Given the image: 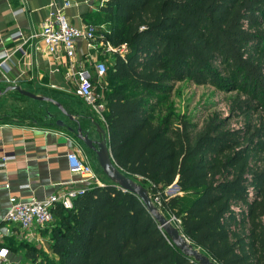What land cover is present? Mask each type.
Returning <instances> with one entry per match:
<instances>
[{"label": "trees", "instance_id": "obj_1", "mask_svg": "<svg viewBox=\"0 0 264 264\" xmlns=\"http://www.w3.org/2000/svg\"><path fill=\"white\" fill-rule=\"evenodd\" d=\"M99 12L88 20L96 33L127 49L98 57L109 63L104 123L114 163L217 264H264V115L249 117L264 110V0H104ZM184 80L238 92L229 111L244 124L231 129L214 114L194 133L170 112L154 116ZM51 211L39 230L49 232L52 255L38 264H198L136 194L112 183ZM16 242L5 247L27 245ZM29 248L36 262L40 250Z\"/></svg>", "mask_w": 264, "mask_h": 264}, {"label": "crops", "instance_id": "obj_2", "mask_svg": "<svg viewBox=\"0 0 264 264\" xmlns=\"http://www.w3.org/2000/svg\"><path fill=\"white\" fill-rule=\"evenodd\" d=\"M51 1L0 0V50L14 43L9 38L11 32L20 29L27 34L39 30L51 9ZM54 2L61 5L62 0ZM103 3L104 0H77L76 4L65 9V14L73 25L81 26L100 15L99 6ZM23 50V55L16 53L7 60L9 70L6 74L0 71V88L17 85L43 95L57 93L76 108L78 104L66 95L71 82L66 78L63 53L58 58L48 55L41 41L28 42ZM102 52L89 50L83 40L76 44V57L87 66L92 63L89 55L98 58L104 55ZM15 94L18 92L9 91L0 97V112L5 101H12ZM20 96L33 102L28 103L30 109L21 107L26 112L22 110L20 115L0 114V162L3 157H12L0 168V247H5L8 241H37L42 237L37 228L23 231L5 220L10 196L21 201L44 199L58 192L89 185L80 175L69 172L67 154L76 152L89 162L90 150L67 128L56 126L53 118L46 117V113L51 112L46 106L47 102ZM51 114L54 115V112ZM84 121L89 123L88 120ZM89 125L86 124V128ZM92 137L97 138V135ZM8 250L9 258H13V250Z\"/></svg>", "mask_w": 264, "mask_h": 264}, {"label": "built area", "instance_id": "obj_3", "mask_svg": "<svg viewBox=\"0 0 264 264\" xmlns=\"http://www.w3.org/2000/svg\"><path fill=\"white\" fill-rule=\"evenodd\" d=\"M77 0H62L61 5L51 1V9L48 12L46 21L37 31L24 33L18 29L9 34V38L14 42L10 47L0 50V71L5 74L9 70L7 60L14 54H24L23 46L28 43L41 41L44 43V51L53 57L58 58L60 53L65 57L66 78L74 86V95L87 104H91L94 90V77L101 79L106 74L104 61L98 60L96 55H89L91 66L84 65V62L76 57V44L79 40L86 42V47L90 50H101L102 53H117L121 57L127 53L124 45L114 46L108 41L103 42V34L96 33L93 23H86L81 26L73 25L65 14V9L76 4ZM12 157H3L0 168ZM69 172L80 175L84 182L92 186H104L98 173L92 165L80 157L76 152L67 154ZM88 185V186H89ZM7 186V185H5ZM87 187L68 189L56 194H52L44 199L32 198L29 201H21L10 196V206L5 214V220L15 224L23 231L41 229L52 221V209L60 204L65 209L72 208L73 200L81 196ZM158 202L159 198L155 197ZM10 252L6 247H0V264H7Z\"/></svg>", "mask_w": 264, "mask_h": 264}, {"label": "rangeland", "instance_id": "obj_4", "mask_svg": "<svg viewBox=\"0 0 264 264\" xmlns=\"http://www.w3.org/2000/svg\"><path fill=\"white\" fill-rule=\"evenodd\" d=\"M99 23H102V21H100ZM109 62L111 63L112 60H109ZM106 65L108 66L109 63ZM93 80H94V90H93L94 99L91 104L85 103L83 100L79 99L78 97L74 95V86L71 83H69L68 91H67L68 94L66 95L74 99L73 102L75 104H78L76 108L70 106L68 101L67 102L64 101L62 99V96L57 95V93H49L48 95H51L52 98L61 102L63 106L69 109L70 113H72L74 116H77L80 119L83 127H86L85 126L86 124H90L88 127H91V128L93 127L90 121L88 123V122H85L84 120H81L83 116H85V118L91 117V119H93L100 126L105 127V123H104V117L106 114V100L105 99H106V96L109 90L108 88L110 85L108 84L106 76H104L101 79L94 78ZM237 95H240V94L236 91L223 92V91L217 90L215 87L211 85H196L189 80L176 82L174 83V87L170 95L167 96L165 100H162L161 102L158 103V107H157L156 112L154 113V116L157 117L158 115H163L165 113L170 112L173 116L178 117V118L179 117L183 118V120L187 121L189 123L191 131L195 133L201 129L204 121L207 118H209L210 116L214 114H217L221 118H225V117L229 118L228 127L231 129H237L240 126H242L245 121L244 116H231L230 115V111H229L230 100L236 97ZM12 96H14L12 97V101H10L11 99L5 101L4 103L5 106L2 107L0 114L20 115L22 113V110L25 111L26 108L30 109V107L28 106V103L32 104L33 103L32 101H28L27 99L22 98L19 94H15ZM243 97L244 96H242V98ZM46 106L49 107L48 108L49 111L54 112V121L55 119L59 118V119L64 120L66 124L72 127H75V125L71 121H69L68 118L65 117L55 106L49 103H47ZM21 107L25 108V110L20 109ZM263 115H264V110L257 108L256 112H252V114H250L249 117L252 123L256 124L258 122V118ZM92 136L94 137L96 136V133L94 131H92L91 133V137ZM90 152H91V157H90L89 162L91 163L93 169L98 173L102 182H104L105 184L111 183L110 180L103 174L100 167L98 166V163L95 158V154L92 151ZM176 191L177 189H174L173 186H170L165 190V194L172 195ZM151 199H152L153 204L156 206L158 212L162 214L165 218H168V219L170 218L171 223L177 227L178 223L175 221L174 217L160 210L159 202L154 201V197L151 196ZM41 235L42 237L37 241L24 240L28 246L26 245L22 247L21 245L20 246L18 245V249L16 251H12L13 258H9L7 264H14V263L15 264H38L42 259L41 257L42 254L51 256L52 255L51 240H50L49 232L47 233V231L44 230L43 232H41ZM30 245L31 246L33 245L37 247L38 250H40L39 252H36L38 255L36 262L29 259L26 255L27 250L30 249L29 248Z\"/></svg>", "mask_w": 264, "mask_h": 264}, {"label": "water", "instance_id": "obj_5", "mask_svg": "<svg viewBox=\"0 0 264 264\" xmlns=\"http://www.w3.org/2000/svg\"><path fill=\"white\" fill-rule=\"evenodd\" d=\"M9 91H16L18 94L28 97L32 100L39 102H47L55 106L69 121L74 123L75 127L69 126L62 119H55L54 124L58 127L67 128L71 133L74 134L75 138L79 140L88 150L95 154L96 161L103 174L110 180L114 185H117L125 191L136 194L139 199L143 202L147 211L157 221L159 227L163 230L169 240L174 246L180 250L186 257L193 259L198 264H217L212 258L191 243L181 232L179 227L174 226L171 223V219L165 218L160 214L153 204L151 196L147 189L140 183L129 178L124 172H122L117 165L114 163L110 154L108 146V135L105 127L100 126L93 119H90L91 127H83L77 116H74L69 110L63 106L58 100L41 93H33L29 90L20 88L17 85L6 86L0 88V97ZM48 119L53 118L54 115L50 112L46 113ZM94 131L97 138L91 137V132ZM174 189H177V185H173Z\"/></svg>", "mask_w": 264, "mask_h": 264}, {"label": "flooded vegetation", "instance_id": "obj_6", "mask_svg": "<svg viewBox=\"0 0 264 264\" xmlns=\"http://www.w3.org/2000/svg\"><path fill=\"white\" fill-rule=\"evenodd\" d=\"M69 110V109H68ZM84 118V119H83ZM83 118L81 119V120H88V121H91L90 119H91V117H88V118H85V116H83ZM79 119V118H78ZM79 121H80V119H79ZM81 122V121H80Z\"/></svg>", "mask_w": 264, "mask_h": 264}]
</instances>
